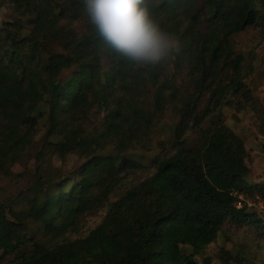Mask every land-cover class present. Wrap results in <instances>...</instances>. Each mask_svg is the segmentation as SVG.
Returning <instances> with one entry per match:
<instances>
[{
    "label": "trees",
    "instance_id": "trees-1",
    "mask_svg": "<svg viewBox=\"0 0 264 264\" xmlns=\"http://www.w3.org/2000/svg\"><path fill=\"white\" fill-rule=\"evenodd\" d=\"M147 3L180 42L154 67L109 53L81 0H0L12 9L0 25V175L24 158L39 161L38 188L0 200L5 264H263L264 218L240 196L264 201V182L248 181L244 142L221 110L238 101L260 109L231 36L264 33V0ZM169 65L186 67L185 99ZM147 83L157 85L152 103L142 98ZM166 110L171 131L144 164L131 151ZM225 224L245 231L227 235ZM220 235L224 243L207 253Z\"/></svg>",
    "mask_w": 264,
    "mask_h": 264
},
{
    "label": "rangeland",
    "instance_id": "rangeland-1",
    "mask_svg": "<svg viewBox=\"0 0 264 264\" xmlns=\"http://www.w3.org/2000/svg\"><path fill=\"white\" fill-rule=\"evenodd\" d=\"M200 6V3L197 5ZM204 12L205 9H200ZM12 9L9 6L0 7V25L6 21L11 14ZM67 20V19H66ZM67 22V21H66ZM24 23L28 26L27 20ZM203 25V23H202ZM78 29H81L82 22L78 21L74 24ZM235 50L241 52L245 58L244 71L246 72L245 83L250 88L252 95L260 105L258 112L247 111L240 109L239 101L233 105H224L222 107V115L225 124H227L244 142L247 155L245 158L246 165L249 168V174L247 176L248 181L252 183L264 182V33L259 28H246L231 36ZM54 50L62 51L61 44L54 43ZM43 62H45L47 55H42ZM105 62V61H104ZM76 66V65H75ZM68 67L62 74V78L69 77L72 71L76 70V67ZM166 75L173 77L176 87H179L177 93V99H185L183 95L182 87L188 79L186 74V67L177 73L175 68L171 65L167 66L165 70ZM156 86L147 83L143 88L142 98L146 103H152ZM190 90L194 89V86L188 87ZM172 115V114H171ZM169 111L166 110L154 121L152 129L148 136L141 141L135 148L132 149V155L147 164L159 151V142L166 139L171 131V116ZM97 116L92 117L94 121H97ZM42 132L39 133V137ZM35 158H24L21 162L15 163L12 167V175L4 176L0 175V200L4 197L14 196L18 191H27L28 187L38 188L37 179V164ZM58 164V163H57ZM73 161L70 159L66 164L61 166L62 173L69 174L72 171ZM143 174V173H142ZM142 174L138 177H142ZM242 203L257 212L260 217L264 218V201L260 200L258 196L252 198H244L240 196ZM100 213L88 217L86 222L87 226H92L100 220ZM224 229L227 230V235L231 234L234 237L238 235L240 231L235 227L225 224ZM225 241V236L220 235L217 241L211 244L207 253H211L217 249L218 245H222ZM247 249L254 252H259L258 246L252 245V243H246ZM227 247L230 244H226ZM262 252V251H261ZM12 255L0 254V264H5ZM261 259H264V255L260 254ZM264 264V260L262 261Z\"/></svg>",
    "mask_w": 264,
    "mask_h": 264
},
{
    "label": "clouds",
    "instance_id": "clouds-1",
    "mask_svg": "<svg viewBox=\"0 0 264 264\" xmlns=\"http://www.w3.org/2000/svg\"><path fill=\"white\" fill-rule=\"evenodd\" d=\"M88 24L105 49L141 67L165 63L180 51L147 0H81Z\"/></svg>",
    "mask_w": 264,
    "mask_h": 264
}]
</instances>
